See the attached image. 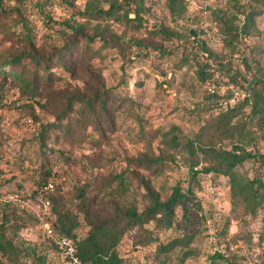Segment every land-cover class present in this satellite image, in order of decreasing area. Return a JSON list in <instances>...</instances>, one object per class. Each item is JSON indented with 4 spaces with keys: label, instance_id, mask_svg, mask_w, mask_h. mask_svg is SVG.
Masks as SVG:
<instances>
[{
    "label": "rangeland",
    "instance_id": "374dc122",
    "mask_svg": "<svg viewBox=\"0 0 264 264\" xmlns=\"http://www.w3.org/2000/svg\"><path fill=\"white\" fill-rule=\"evenodd\" d=\"M144 1L149 7L143 13L147 30H124L112 17L107 23L92 20L85 30L102 33L91 43L95 56L78 64L73 77L65 73V80L58 79L50 88L40 85V96L13 75L0 74V191L13 197L16 214L22 212L18 216L23 218L12 214L4 227L18 252L8 259L10 264H59L60 254L52 255L44 229L54 219L51 203L48 209L43 205L53 190H61L67 207L79 213L80 235L88 232L90 223L78 208L79 186H86L96 219L114 213L115 206L143 210L152 205V195L166 200L178 187L194 192L176 207L172 227L161 229L150 221L123 233L117 250L124 264H264V200L253 211L244 193L234 194L227 174L206 171L211 166L223 168L221 162L202 152L192 157L170 139L175 134L180 146L190 139L217 150L240 144L246 151L264 154V125L259 114L252 115L251 88L258 80L264 83V0H186L179 16L170 12L167 0ZM92 2L97 3L3 0L0 59L23 48L48 54L63 46L76 36L69 25L85 22L80 12ZM252 14L255 25L247 27ZM97 24L107 25V30ZM155 26L178 35L149 36ZM191 30L198 32L209 51L198 48ZM142 38L145 44L135 42ZM199 64L214 74L206 83L199 80ZM5 70L13 72L9 66ZM51 70L63 74L59 66ZM81 94L97 101L111 98L116 108L113 120L103 112L85 116ZM66 96L80 99L69 105ZM232 107L240 112L229 126L240 120L245 129L241 136L226 137L218 126L221 112ZM61 118L69 128L54 126L43 140L42 125ZM43 143L48 149L43 150ZM49 167L54 189L44 195L37 189ZM233 172L243 182L264 177V167L254 158ZM116 174L129 181V189L117 199H99L104 184ZM185 233L194 237L171 251L158 250L162 242ZM186 250L192 253L188 257ZM215 252L226 260L211 258Z\"/></svg>",
    "mask_w": 264,
    "mask_h": 264
},
{
    "label": "trees",
    "instance_id": "16d2710c",
    "mask_svg": "<svg viewBox=\"0 0 264 264\" xmlns=\"http://www.w3.org/2000/svg\"><path fill=\"white\" fill-rule=\"evenodd\" d=\"M97 3L92 2L88 7L80 12V14L87 18L85 22L78 23L76 26L69 25L76 32V36L69 38L67 42L59 47L53 48L48 54L46 52H38L31 50L30 48H23L20 51H13L10 54H5L0 59V74H4L3 78H7L6 75H13V79L22 82L30 89L35 90V94L40 96V85L45 87H52V85L58 80H65V73L73 77V74L77 70L78 64L88 63L92 57L95 56V51L91 47V43L98 39V35L102 37V33H89L85 28H89L91 21H105L108 18H114L119 26L124 30H131L139 32L141 30H147L144 22L145 18L143 13L148 10L144 0H95ZM168 8L173 15H182L186 9V0H167ZM0 11L3 9V0H0ZM134 16H131V14ZM236 19V16H234ZM254 23V14L247 16L246 26H250ZM99 29L107 30V25L102 26L97 24ZM96 26V28H97ZM246 29V28H245ZM103 32V31H102ZM192 36L198 48L209 51L208 46L204 40L198 38V32L191 30ZM112 33V34H111ZM110 33V37L114 35V32ZM149 36H162L166 39H171L178 34L164 27H153L148 31ZM29 38V35H25ZM25 38V39H26ZM100 38V37H99ZM120 41V36H115ZM30 39V38H29ZM106 40V37L100 38ZM190 40V38H188ZM135 42L145 44V39H135ZM157 50H163L161 46H154ZM185 62H190L187 58ZM53 65L59 66L63 74L52 71ZM10 67L13 72L9 73V70L5 68ZM205 65L199 64L197 67V74L199 80L206 83L209 79L213 78V73L206 70ZM254 90L253 103H252V115H260V123L264 125V83L257 81L251 85ZM80 98L73 96H66L69 98V105H75V102L81 100V112L87 117H95L99 113H104L110 117V122L113 120V111L116 109L111 98L94 100L87 97L85 94H81ZM213 95H217L216 93ZM2 104H0L1 109ZM239 108L232 107L226 111H222V121L219 122L218 129L222 130V133L226 137L241 136L244 126L241 127V121H237V125L229 126V120L238 115ZM54 121L42 125L41 137L44 140L46 134H49L52 127H58L65 130L69 128V123H64V120ZM221 119V118H220ZM53 129V128H52ZM171 141L174 145L181 147V151L190 153L192 157L202 152L210 159H216L221 162L223 168L218 166H211L206 168V171H218L224 172L230 178L231 186L234 194L244 193L249 206L255 211L260 202L264 200V177L255 176L252 179H245L243 182L241 176L237 172H233L234 168L239 164H243L245 160L249 158L256 159L261 167H264V154H255L240 145L235 144L232 150H217L213 147H204L197 144L194 140H186L180 146V136L173 134ZM43 150L48 149L47 143H43ZM54 151V148H49ZM239 151V154L237 152ZM195 164H197L195 162ZM194 164V165H195ZM193 165V166H194ZM192 166V167H193ZM53 175L52 168H48L43 173L37 192H43L47 195L49 192L43 190V185L48 182ZM129 181L125 180L123 175H115L112 179L108 180L102 188V195L99 197L101 200H114L120 195L126 193L129 189ZM54 189V188H53ZM52 189V190H53ZM77 197L79 201L80 211L84 213L86 219L90 223V229L85 235H80L77 228L79 226V213L68 208L63 192L61 190H53L48 194V199L51 203V211L54 219L52 220L50 227L54 232L55 237L68 236L73 240V243L77 250V255L81 261V264H124V260L117 250V245L120 242L122 235L131 227L141 225L150 221H154L156 227L161 229L169 228L173 226V217L175 215L176 207L179 204H184L189 201V197L193 196L194 192L191 188L182 192L178 187L166 200H160L157 196L152 195V205L147 206L143 210H138L134 206L126 207L124 209L115 206L114 213L108 216H101L96 219L90 211V199L86 196V186L77 187ZM36 193V191H35ZM0 194L2 192L0 191ZM4 195V194H2ZM42 195V196H44ZM199 208H202L201 204H198ZM22 209V208H21ZM23 210L27 211L25 208ZM17 213V206L15 201H0V264H10L11 258L17 256V249L14 244V240L11 237H7L4 232L6 222H8L10 216L13 214L15 217L22 220V212ZM27 213H29L27 211ZM30 215V213H29ZM194 236L190 233H185L184 240L182 238H173L168 242H162L159 244L160 252H168L182 244L186 238L192 239ZM49 238V237H48ZM50 243L52 246V255L58 252V248L55 239L50 237ZM192 253L190 250H186L185 257L190 256ZM211 258L226 260L225 256L220 252H215ZM8 259H10L8 261ZM49 259V257H48ZM46 260V256L43 257Z\"/></svg>",
    "mask_w": 264,
    "mask_h": 264
},
{
    "label": "built area",
    "instance_id": "2783aa9c",
    "mask_svg": "<svg viewBox=\"0 0 264 264\" xmlns=\"http://www.w3.org/2000/svg\"><path fill=\"white\" fill-rule=\"evenodd\" d=\"M54 188L53 180H49L43 185V190L45 192H49ZM13 197L11 195L4 196L0 194V201H10ZM43 205L45 209L49 208L50 201L45 199L43 201ZM45 231L48 237H52L55 239L58 253L60 254L59 264H81L79 256L77 255L76 247L73 243V240L68 236H59L55 237L54 232L48 223L45 224Z\"/></svg>",
    "mask_w": 264,
    "mask_h": 264
}]
</instances>
